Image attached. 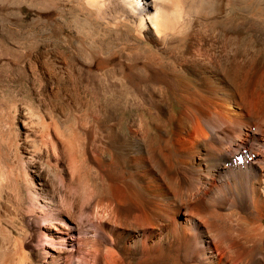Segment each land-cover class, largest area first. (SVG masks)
I'll return each mask as SVG.
<instances>
[{"label": "bare ground", "instance_id": "1", "mask_svg": "<svg viewBox=\"0 0 264 264\" xmlns=\"http://www.w3.org/2000/svg\"><path fill=\"white\" fill-rule=\"evenodd\" d=\"M75 1L147 46L95 55L101 107L65 151L78 264H264V0ZM136 80L153 87L150 118L125 122ZM18 240L0 264H35Z\"/></svg>", "mask_w": 264, "mask_h": 264}, {"label": "rangeland", "instance_id": "2", "mask_svg": "<svg viewBox=\"0 0 264 264\" xmlns=\"http://www.w3.org/2000/svg\"><path fill=\"white\" fill-rule=\"evenodd\" d=\"M42 1L0 0V247L12 251L17 238L30 244L26 253L35 264H53L39 251L46 244L63 264H78L82 211L64 187L65 151L75 147L76 130L90 136L101 107L95 55L147 46L124 26L105 24L104 14L85 19L75 0ZM231 16L256 25L246 9ZM135 84L137 103L118 111L125 122L136 114L150 118L153 87Z\"/></svg>", "mask_w": 264, "mask_h": 264}]
</instances>
